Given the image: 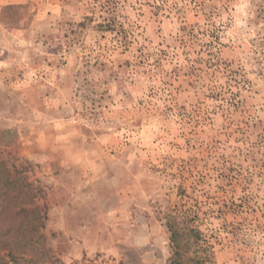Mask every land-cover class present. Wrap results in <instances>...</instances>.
<instances>
[{
	"label": "rangeland",
	"instance_id": "374dc122",
	"mask_svg": "<svg viewBox=\"0 0 264 264\" xmlns=\"http://www.w3.org/2000/svg\"><path fill=\"white\" fill-rule=\"evenodd\" d=\"M0 169L38 264H264V0H0Z\"/></svg>",
	"mask_w": 264,
	"mask_h": 264
},
{
	"label": "trees",
	"instance_id": "16d2710c",
	"mask_svg": "<svg viewBox=\"0 0 264 264\" xmlns=\"http://www.w3.org/2000/svg\"><path fill=\"white\" fill-rule=\"evenodd\" d=\"M36 196L33 186L19 171L0 169L1 264H38V254L34 252L43 244L41 229L46 215ZM167 227L174 251L171 264H184L182 250L188 242H184L176 219L168 221Z\"/></svg>",
	"mask_w": 264,
	"mask_h": 264
}]
</instances>
